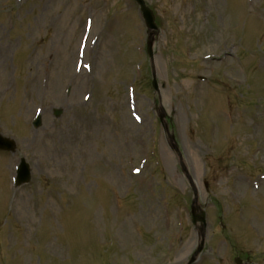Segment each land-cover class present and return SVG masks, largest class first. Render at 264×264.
I'll use <instances>...</instances> for the list:
<instances>
[{"label": "rangeland", "instance_id": "obj_1", "mask_svg": "<svg viewBox=\"0 0 264 264\" xmlns=\"http://www.w3.org/2000/svg\"><path fill=\"white\" fill-rule=\"evenodd\" d=\"M144 1L159 95L133 0H0V264H186L193 192L159 103L205 205L196 264H264V0Z\"/></svg>", "mask_w": 264, "mask_h": 264}, {"label": "water", "instance_id": "obj_2", "mask_svg": "<svg viewBox=\"0 0 264 264\" xmlns=\"http://www.w3.org/2000/svg\"><path fill=\"white\" fill-rule=\"evenodd\" d=\"M135 2L137 3V5L140 8V11L143 15V20L145 22V26L148 30V43H147V54L150 58V60H152V50H151V46H152V41H153V37L157 35V28L154 22V16L152 14V12L146 7V5L144 4L143 0H135ZM153 85L155 87V81L153 82ZM60 112H56L55 116H59ZM163 115L160 117L161 121L163 120ZM39 126V121L35 124V127ZM171 140V144L170 147L171 149L176 152L178 154V156H180L179 151L177 149V147L175 146V144L173 143V138L170 137ZM0 150H5V151H10L13 152L14 151V143L10 140L4 139L2 137H0ZM29 180V169L27 167V165H25L24 163H22L21 168H20V172H19V177H18V185H22L24 183H27ZM194 205V202H193ZM192 205V223L194 225H196L197 223L200 224V228H199V233L200 236L203 238L204 236V231H205V219H204V213L203 212H198L199 209L198 207H194ZM203 247V241L199 247V249L197 250V252L192 256V258L190 259V261L188 262V264H193L195 262V259L197 257V255L200 253V251L202 250ZM237 262V261H236ZM237 264H240L239 262H237Z\"/></svg>", "mask_w": 264, "mask_h": 264}]
</instances>
